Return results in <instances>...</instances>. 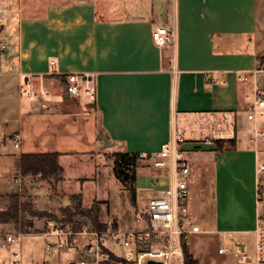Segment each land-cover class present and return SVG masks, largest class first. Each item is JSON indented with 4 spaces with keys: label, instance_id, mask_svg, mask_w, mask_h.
Masks as SVG:
<instances>
[{
    "label": "crops",
    "instance_id": "obj_1",
    "mask_svg": "<svg viewBox=\"0 0 264 264\" xmlns=\"http://www.w3.org/2000/svg\"><path fill=\"white\" fill-rule=\"evenodd\" d=\"M157 25L172 35L162 46L151 38ZM0 43V194L19 193L20 176L38 198L44 188L53 202L66 195L82 208L100 201L110 210L106 181L113 173L106 158L173 147L181 129L188 175L199 165L212 188L208 228L193 222L199 229L187 233L191 255L198 264H240L239 253L253 256L257 230L264 232V138L256 130L261 117L248 119L247 107L256 90L264 94V69L257 67L264 56V0H0ZM70 73L87 75L81 85L94 86V99L83 90L68 94ZM21 87L37 97L22 95ZM205 136L211 141L195 147ZM44 152L59 153L64 169L51 193L39 175L22 176L19 169L22 153ZM144 162L137 165L136 205H129L136 220L146 196L172 188L178 177L173 167ZM92 181L94 197L85 204L83 187ZM186 214L194 221L188 200ZM115 217L116 226L136 228ZM24 234L53 237L58 245L47 252L53 246L47 250L45 241L46 252L38 246L24 257L19 244L25 264L75 258L54 235Z\"/></svg>",
    "mask_w": 264,
    "mask_h": 264
},
{
    "label": "built area",
    "instance_id": "obj_2",
    "mask_svg": "<svg viewBox=\"0 0 264 264\" xmlns=\"http://www.w3.org/2000/svg\"><path fill=\"white\" fill-rule=\"evenodd\" d=\"M153 42L162 46L172 40L171 32L164 25H157L151 32ZM3 43H0V51ZM53 63V62H52ZM244 78L245 76L240 75ZM66 91L68 94L77 96L81 90L95 97V88L92 85H85L86 74L70 73L66 76ZM22 95L30 99L37 97L35 92L29 88L21 87ZM257 116L264 117V94L256 90L249 106L247 107V118L255 119ZM257 135L264 138V134L257 132ZM186 141L184 131L177 129L175 132V146H163L156 152L137 154L138 161H145L149 166L168 171L174 168L178 177L171 188L159 189L145 198L144 205L136 213L138 220H143L144 227L138 226L132 229H123L116 226L113 220H108L103 229H88V224L82 225L79 229H73L70 224L51 223L41 232L43 235H54L58 238L60 246H70L75 250V258L67 264H104L109 258V253H114L112 244L121 246L123 253L116 254L127 262L133 264H171V258L177 254L181 259V235L197 231L199 228L193 224L187 212L188 185L186 176L189 173L187 160L182 155L181 145ZM195 145L202 142H210L211 139L205 136L203 140H194ZM15 145L18 139H14ZM138 167V166H137ZM263 168V166H260ZM18 191L22 188L21 177L15 179ZM24 232L18 229L15 233H0V247H7L15 240H19ZM177 246V248L175 247ZM51 244L46 245L50 250ZM225 247H220L219 252H224ZM240 264H264V232L257 230V242L253 256L238 254ZM152 261V262H150ZM0 264H25L22 261L19 251L13 253L10 260H0ZM180 264H183L180 261Z\"/></svg>",
    "mask_w": 264,
    "mask_h": 264
},
{
    "label": "rangeland",
    "instance_id": "obj_3",
    "mask_svg": "<svg viewBox=\"0 0 264 264\" xmlns=\"http://www.w3.org/2000/svg\"><path fill=\"white\" fill-rule=\"evenodd\" d=\"M106 14L110 15L111 13L106 12ZM259 120L263 121V123L261 125L259 124V128H257L256 130H258L259 132L261 131L264 132V117H261ZM106 162L109 166L111 165V159H109L108 157L106 158ZM190 168H191V172L188 175L189 182H187L188 183V195H187L188 213L189 215H191V217H193L194 219L193 222L196 223L201 229H207L209 226L208 223L211 222V216H212L211 181L209 179V175L208 174L206 175L205 174L206 171L202 170V168L199 165H196V166L191 165ZM155 172L158 173L160 171L155 170ZM263 175H264V172L260 174V183H261L260 185L264 184ZM112 176L113 178L110 177L106 181L109 184L108 188L110 190V203L112 204V208L108 210L107 205L105 204L102 205L100 201H96L98 208H99V217H98L99 222L102 224L103 221H100V220H106L107 222L108 220L111 219L113 220L114 223H116L115 221L117 220V218L115 216L117 215L119 219H124L123 221L128 227H138V226L144 227L146 223L143 220L134 219V211L131 206H130V211H129V205L131 204H130L127 189L124 188L117 179H115L113 174ZM44 182L46 183L47 189L51 193L54 184L49 183L47 180H44ZM114 186L117 187L118 197L113 196ZM30 188L29 187L26 188V186L22 185V188L19 192L21 195L23 194L21 196V200L30 201L35 210L44 211V212L49 213L50 215L53 214L56 217V219L54 220L56 223L66 224V222H64L62 219V207L69 205L70 201H72V206H73L76 201L75 198H73L72 200V198H69L66 195L64 196V198H61V196H59L58 198H56V202H53L52 194L46 195L44 188H41L38 190L40 193L39 198H38V195L35 193L36 191L35 190L31 191ZM95 188H96L95 182L93 181L86 183L84 185L83 191H84V196H85L84 197L85 204H89V200L91 199L90 197H94ZM29 191L32 192L30 196L27 194L29 193ZM263 193H264V189H263ZM27 218L28 220L32 222L31 230L36 229L40 232L44 231L47 228V226L51 224L50 221H53L52 219H50L51 218L50 216L48 217V216L38 215V216H32V217L27 216ZM73 221H77L79 224H82V223L88 224V229H97V228H92L90 226L91 224L90 220L84 216L76 215L73 218ZM19 222L20 223L17 224V226L11 223H0V233H5V232L15 233L16 231H18V229L22 227L21 221ZM76 229H79V227H77ZM98 229H103V228H98ZM45 241H48V243H50L53 246L52 250L47 251V252L56 253L58 250V245H57V242L54 243L53 237L43 238L37 235L33 236L30 234H24L19 240H15L14 242L10 243L7 247L5 248L0 247V257L5 256L6 252L12 253L14 250L19 251V248H18L19 244H20L22 254L24 255V257H26L28 251L33 250L36 247L38 248V246L44 248L45 250ZM111 247L113 248L116 254L121 255L123 253L120 245L112 244ZM175 247L177 248L176 245ZM63 249H64L63 251H65L66 253H67V250H72L70 246H65L63 247ZM72 259L73 258H71L70 260ZM117 263L126 264L125 262H117ZM106 264H110L109 261ZM171 264H180V258L177 254H174L172 256Z\"/></svg>",
    "mask_w": 264,
    "mask_h": 264
},
{
    "label": "trees",
    "instance_id": "obj_4",
    "mask_svg": "<svg viewBox=\"0 0 264 264\" xmlns=\"http://www.w3.org/2000/svg\"><path fill=\"white\" fill-rule=\"evenodd\" d=\"M257 67L264 69V56L257 58ZM229 146L233 145V139L227 140ZM222 147V142L218 143ZM198 145H195V147ZM59 153L44 152V153H22L19 158V169L22 176H36L39 175L41 179L47 180L49 183L56 184L63 179L64 169L58 161ZM112 164V173L119 181V183L127 189L129 200L132 206L136 205V174H137V153L128 151H114L109 155ZM261 191V188H259ZM23 195V194H22ZM20 193L11 191L6 194H0V223H11L17 226L21 221L20 228L24 233L40 232L38 230H31V221L27 216H50L52 220L56 217L44 211L35 210L30 201L21 200ZM76 215H81L90 220L92 228H105L104 223L99 222V208L97 202L94 201L89 207L82 208L79 201L71 206L62 207V219L66 224H70L72 228L76 229L86 223L79 224L73 221ZM78 225V226H76ZM181 251L183 264H198L191 255L188 247V239L186 234L181 235ZM110 264L117 262H125L126 264H133L125 260H121L119 256L114 253H109L108 260ZM118 264V263H117Z\"/></svg>",
    "mask_w": 264,
    "mask_h": 264
},
{
    "label": "water",
    "instance_id": "obj_5",
    "mask_svg": "<svg viewBox=\"0 0 264 264\" xmlns=\"http://www.w3.org/2000/svg\"><path fill=\"white\" fill-rule=\"evenodd\" d=\"M100 138L103 140L105 146L110 145V143L108 142V138L106 136H100ZM152 262V261H150ZM158 264H161L160 262H157Z\"/></svg>",
    "mask_w": 264,
    "mask_h": 264
}]
</instances>
